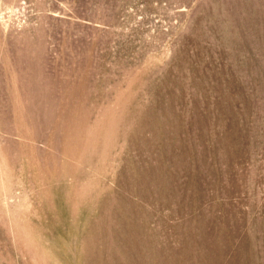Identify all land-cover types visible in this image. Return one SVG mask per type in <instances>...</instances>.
Listing matches in <instances>:
<instances>
[{
  "label": "rangeland",
  "instance_id": "rangeland-1",
  "mask_svg": "<svg viewBox=\"0 0 264 264\" xmlns=\"http://www.w3.org/2000/svg\"><path fill=\"white\" fill-rule=\"evenodd\" d=\"M0 264H264V0H0Z\"/></svg>",
  "mask_w": 264,
  "mask_h": 264
}]
</instances>
